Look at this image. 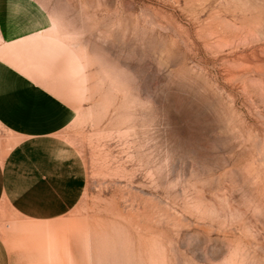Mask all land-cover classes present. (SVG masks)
Segmentation results:
<instances>
[{
	"label": "rangeland",
	"instance_id": "rangeland-1",
	"mask_svg": "<svg viewBox=\"0 0 264 264\" xmlns=\"http://www.w3.org/2000/svg\"><path fill=\"white\" fill-rule=\"evenodd\" d=\"M38 1L85 59L87 186L21 264H264V0Z\"/></svg>",
	"mask_w": 264,
	"mask_h": 264
},
{
	"label": "crops",
	"instance_id": "crops-1",
	"mask_svg": "<svg viewBox=\"0 0 264 264\" xmlns=\"http://www.w3.org/2000/svg\"><path fill=\"white\" fill-rule=\"evenodd\" d=\"M86 77L82 53L41 2L0 0V264H21L23 233L63 231L85 194V165L64 131ZM49 187L64 196L34 204L23 195Z\"/></svg>",
	"mask_w": 264,
	"mask_h": 264
},
{
	"label": "snow or ice",
	"instance_id": "snow-or-ice-1",
	"mask_svg": "<svg viewBox=\"0 0 264 264\" xmlns=\"http://www.w3.org/2000/svg\"><path fill=\"white\" fill-rule=\"evenodd\" d=\"M121 55H125V54L122 53ZM23 195L29 199L30 203L36 204L43 199L59 200L64 196V193L63 191H61L60 188L49 187L40 191H36V190L26 191Z\"/></svg>",
	"mask_w": 264,
	"mask_h": 264
}]
</instances>
